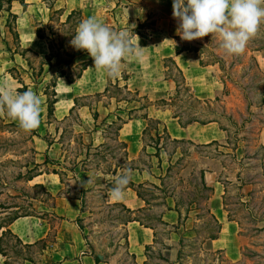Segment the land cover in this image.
<instances>
[{
  "label": "rangeland",
  "instance_id": "374dc122",
  "mask_svg": "<svg viewBox=\"0 0 264 264\" xmlns=\"http://www.w3.org/2000/svg\"><path fill=\"white\" fill-rule=\"evenodd\" d=\"M3 3V9H0V85L12 93L23 92V84L19 81L22 79L28 89H32L39 97L52 100V80L58 67L50 69L45 65L44 71L40 73L42 62H45L41 55L50 51L39 42H31L25 34L23 39L20 36L14 39L6 22L8 5L5 0ZM62 10H54L47 26L35 23L57 47H67L69 44L68 26L63 25L64 21L58 15ZM160 16L165 19L157 23ZM151 18L156 21L158 29L150 32L149 40L138 38L139 41H135L139 42L140 47L143 41L153 49L149 50L152 72L147 71V63L141 61L140 66H130L129 69H133L136 74L133 82L128 83L131 93L116 89L117 81L113 77L109 93L76 96L75 107L68 116L62 120L56 115L47 116L40 120L34 132H25L11 125L8 117L0 120V222L12 214L32 213L40 215L50 225L47 238L30 247L18 243L15 238L7 237L4 246L11 257L10 264H24L27 259H32L33 264H39L44 260V250L53 248L51 243L55 240V231L60 228H57L58 218L52 214L51 209L55 196L42 183L43 178L36 176L30 181L27 178L54 171L64 183L58 195H75L82 203L81 214L75 221L83 236L86 251L99 257L100 264H264V24L248 41L243 53L228 55L219 46L220 40L216 35L192 41L182 40L177 35L178 23L172 11L162 8L154 11ZM108 22L111 29L112 26L118 27L117 24L126 26L123 21L115 23L112 15L106 20ZM50 29L54 34L50 33ZM22 43L32 44L31 51L24 48ZM176 43L195 45L202 50L201 53L188 52L176 60L184 67L186 80L201 100L200 103L186 98L184 89L180 92L177 90V81H181V75L170 60L165 62L169 56L161 57L168 55ZM140 53L142 61L145 60L146 56ZM201 58L209 63L203 66L204 69L192 72L187 70L192 66L200 68ZM73 67L70 74L79 68L75 65ZM24 71L30 76L27 77ZM117 76L121 78V71ZM140 78L145 79L147 88H137V85H143ZM120 81L123 87L125 81ZM154 84L163 85L168 90L166 98L174 95V109L179 112L205 113L204 117L216 119L214 122L220 127L222 138L209 144L191 138L178 141L168 137L163 132L164 121L174 118L173 111L166 109L169 110L166 116L160 114L161 119L157 118L153 108L164 110L155 103L163 94L153 91ZM19 87L21 91L17 90ZM55 89L58 98L55 110L67 109L70 102L65 97L70 98L72 91H67L58 82ZM117 98L138 100L131 103L122 100L118 103ZM149 101L155 103L148 109L150 117L160 119L162 123L145 121L148 127L145 142H142L140 152L133 154L128 150V143L120 139L117 125L108 124L113 120L118 121V112L123 119H127L126 108L148 104ZM80 107L89 109L93 117L95 112L99 113L97 122L104 137L103 144L96 147L84 144L80 127L82 119L78 112ZM107 111L113 114L110 115L112 119L105 118L106 122H103ZM154 126L163 135L160 140L161 147L163 145L161 167L158 166L159 158L155 156ZM46 145L52 146L49 159L59 161L60 164L44 162ZM169 165L171 168L167 170ZM126 166L146 170L157 178L135 182L143 183L137 187L142 194V208H129L120 200L110 197L113 179ZM82 169L86 171L83 184L75 175ZM115 169L117 172L114 175ZM88 178L92 182L85 184ZM146 181L156 186L145 184ZM218 202L224 204L228 220H233L237 225L235 232H229V240L225 245H222V241L214 242L212 239L213 235L224 238L223 223L213 212ZM176 208L181 212L180 220ZM168 210L178 212L175 223L163 218ZM132 218H138L144 224L137 220L129 223L128 220ZM143 225L155 229V238L154 243L143 248L140 256V253L132 249L131 241L133 234L142 229L140 226ZM65 264H70V260Z\"/></svg>",
  "mask_w": 264,
  "mask_h": 264
},
{
  "label": "crops",
  "instance_id": "0c3cea01",
  "mask_svg": "<svg viewBox=\"0 0 264 264\" xmlns=\"http://www.w3.org/2000/svg\"><path fill=\"white\" fill-rule=\"evenodd\" d=\"M24 3L26 7H24ZM173 0H15L12 5V11L18 14V19L16 22L17 31L19 33L20 39H23V34L30 37V41L39 42L46 50L48 48L47 42L38 37L37 35V26L36 22L41 23L43 26H47L50 24V18L54 15L55 9H63L60 11L61 20L65 21L68 14L73 9L81 8L84 14V19L89 17H95L98 21L110 25V22L106 23L108 17L112 15V18L115 23L118 21H123L126 23L125 27H135L140 21H144L149 15H151L154 11L161 10L162 8L173 11L172 10ZM109 10H111L109 12ZM83 19V20H84ZM165 17L160 16L157 19V23L162 22ZM136 24L133 26V24ZM117 26H120L117 24ZM122 27V26H120ZM158 29V28H157ZM156 29V30H157ZM152 30V31H156ZM150 31V32H152ZM138 38L144 39L140 36H135L133 41L135 44L138 43L135 41ZM149 40V39H145ZM142 48H140V52L143 53L145 60L142 61L141 56L137 59H126V63L124 67L131 74V77L128 83L133 82L136 74L134 71L130 70L131 67H135L136 65L140 66V61L145 64L147 67L145 69L151 71V53L149 50H153L148 47L147 43L141 41ZM24 48L31 49V45H24ZM140 46V45H139ZM156 47V46H155ZM157 48V47H156ZM152 52V51H151ZM141 54V53H140ZM153 54V53H152ZM183 54H188V52H182L181 54H177L174 46L171 51H169L168 55H162L161 57L169 56L173 57L175 61L181 57ZM89 58L88 54H82L76 58V62L85 61ZM144 58V57H143ZM148 58V59H146ZM264 59V57H263ZM162 61V60H161ZM137 62V63H135ZM177 62V61H176ZM135 64V65H134ZM178 66L184 71V67L177 63ZM163 64L161 63V66ZM204 69L203 66L200 65V68L196 66H192L191 69L187 68V70H200ZM8 72V71H7ZM27 74V77L30 75L27 71H24ZM152 72V71H151ZM9 73V72H8ZM139 78V77H137ZM165 79V78H164ZM141 84L137 85L138 89L147 88L146 81L143 78H140ZM165 82H168L166 79ZM58 85L60 84L62 87H66L67 91H72V96L67 98V102H70V105L65 110H54V117L56 115L60 120L64 119L71 112V108L75 105V98L79 95H93L97 93H103L108 85L107 75L103 71H98L94 65L88 66L84 71L79 80L74 83H69L65 77H60L58 79ZM144 82V83H143ZM189 83V82H188ZM145 84V85H144ZM162 84V83H161ZM160 86V87H159ZM163 85L154 84L152 89L157 94L160 92L161 95L158 98H166L168 94V90L164 88ZM163 90V91H161ZM56 91V89H55ZM206 91L211 92L212 90L206 89ZM164 92V93H163ZM167 92V93H166ZM208 92V93H209ZM213 92V91H212ZM38 95V94H37ZM39 96V95H38ZM41 98V97H40ZM57 98V94L53 96V99ZM48 99H42V111L40 115V120H44L48 116ZM56 103L58 102V98L56 99ZM55 103V104H56ZM150 108V107H149ZM155 108V107H154ZM153 111L157 114V118H160L161 115L166 116L169 110H157L156 108ZM80 111V117L82 119L81 123V131L83 132V140L84 144H92L94 147L99 146L104 143V137L102 131L100 130L99 122L96 123L95 118L92 113H90L87 108H78V112ZM151 111V109H150ZM100 112V110H99ZM149 114V112H148ZM161 114V115H160ZM110 112H106L104 115V119L107 120L110 118ZM117 115L121 116V113L118 112ZM116 115V116H117ZM101 117V116H100ZM122 117V116H121ZM150 117V114H149ZM161 119V118H160ZM174 119V120H173ZM163 120V119H162ZM165 120V119H164ZM145 121L146 119L135 117L130 120L128 123L124 124L123 128L120 131V139L124 142L128 143V150L133 154H138L143 147V130L145 129ZM165 125L167 126L168 132L173 139H196L202 143H209L212 141L220 140L222 138V131L220 127L217 125V122H209L208 124H191L187 127H182L175 118H171L170 121L165 120ZM262 143L264 144V132ZM155 148V147H154ZM52 146L46 145L45 152L50 156ZM132 157V156H131ZM130 157V158H131ZM163 159V156L161 155ZM163 165V164H162ZM159 166V164H158ZM153 170V169H152ZM156 174V173H155ZM76 178L79 179L80 183L83 184L86 180V171L84 169L80 170V173H76ZM37 177L43 178L42 183L45 184L47 190L55 196L52 209V214L56 218H58V230L55 231V240L54 242H50L53 248H48L44 250V260L39 262V264H51V263H61L65 264L70 260V264H100L97 262L96 257L92 255L90 252L86 251V245L83 239L82 234L80 233L78 226L76 224L75 219L81 214L82 203L80 199L73 196L66 195H58L60 190L62 189V185L64 184L62 178L59 174L54 172L51 173H40ZM157 178L150 173L146 172V170L140 169H131V180L134 182H141L145 180H152ZM224 194V193H222ZM129 208H142L144 204L142 203V199L138 196L137 192L132 188H126L124 190V195L121 199H119ZM144 202V201H143ZM219 203V202H218ZM168 204L171 207L174 205L168 201ZM214 214L218 217L220 221L223 223V237L214 239V242L222 241V245H225L229 240V232H235L234 230L237 228L236 223L233 220H228L227 212L224 209V204L221 202L219 205L214 207ZM166 221L170 223H175L178 220V212L175 210H168L164 214ZM136 221H132L129 223H133ZM142 229L136 230L137 233H134L132 236L131 246L132 249L136 253H140L142 256V250L146 245L154 243L155 238V229L148 226H140ZM10 229L23 241L24 244H34L41 239H46L50 230V225L46 222L41 216H22L16 219L14 222L10 224ZM2 232L0 231V236ZM221 245V246H222ZM11 261V257L4 256L0 251V264H6V261ZM33 264L34 262L26 260L24 264Z\"/></svg>",
  "mask_w": 264,
  "mask_h": 264
},
{
  "label": "clouds",
  "instance_id": "9594fccd",
  "mask_svg": "<svg viewBox=\"0 0 264 264\" xmlns=\"http://www.w3.org/2000/svg\"><path fill=\"white\" fill-rule=\"evenodd\" d=\"M172 10L178 23L176 32L182 40L216 35L219 46L228 55L243 53L248 41L264 24V0H173ZM70 44L77 50H85L94 67L109 77L119 75L123 59L139 58L142 48L139 42L138 46L133 42L130 33L113 31L95 17L79 23ZM41 106V98L32 89L12 93L0 85V115L6 114L23 131L29 132L39 125ZM130 179L131 169H123L114 180L110 197L121 199ZM91 182L88 178L85 184Z\"/></svg>",
  "mask_w": 264,
  "mask_h": 264
},
{
  "label": "trees",
  "instance_id": "16d2710c",
  "mask_svg": "<svg viewBox=\"0 0 264 264\" xmlns=\"http://www.w3.org/2000/svg\"><path fill=\"white\" fill-rule=\"evenodd\" d=\"M4 0H0V9H3V6H4V3H3ZM8 7L6 9V11L8 12V17L6 19V22L7 24L9 25L10 27V30L12 32V34L14 35V39H18L19 38V33L17 31V26H16V22H17V19H18V14L14 13L12 11V5H13V2L15 0H5ZM24 7H26V4L24 3ZM52 18V17H51ZM50 18V21L52 20ZM84 19V14H83V11L82 9L80 8H76V9H73L67 16L66 20L63 22V25L64 26H68L67 27V31L68 32V40H69V44L68 46L66 47H57L56 45H54V43L51 42L50 38L48 36H46L42 30H40L39 28H37V35L38 37L42 38V39H45L47 44H48V48H49V53L48 54H44V55H41V57L43 58V60H45V62H42V66L40 68V73H42L44 71V66L45 65H48L49 68L51 69L52 67H58V70L57 72L54 74L53 76V80L52 82L53 83V86H54V92H53V95L52 96H55L57 93L55 91V86L57 85V81L60 77H65L67 79V81L69 83H74L76 82L77 80H79L83 74V71L90 65H94V61L93 59L90 57V55L85 51V50H77L75 49L71 44H70V41L72 40V38L74 37L75 35V30L77 28V26L79 25L80 22H82ZM109 27V26H108ZM112 29L113 31H116V32H121V31H127L128 33L131 34L132 36V40L134 39L135 36H140L144 39H150L151 37V33L150 31L152 30H155L156 29V21L155 20H152L151 18V15H149L144 21H140L135 27H115V26H112ZM50 33L54 34L52 29H50ZM134 42V41H133ZM8 48L9 47V44H8ZM174 48H175V51L177 54H181L182 52H199L201 53L202 50L201 49H198L195 45H181L180 43H176L174 45ZM27 50H30L31 49H27ZM82 54H88L89 55V58L81 63H77L76 62V58ZM14 55V54H13ZM12 55V56H13ZM166 60H170L176 67V69L178 70V72L180 73L181 75V81H177V90L180 92L182 89L185 90L186 92V98H189V99H192V101H197V102H201V100L195 95L194 91L192 90V87L188 84L187 80H186V77L184 75V72L183 70L178 66L177 62L175 61V59L173 57H168V59H165V62ZM126 63V59H123L121 61V64H122V67H121V78H119L118 76H115L116 77V89L118 90H127L128 93H131L132 91L130 90L129 88V85H128V81L131 77V74L127 71V69L124 67V64ZM200 65L202 66H206L208 65L209 63L208 62H205L202 58L201 60L199 61ZM28 64L30 66V68H32L31 66V63L30 61L28 60ZM73 65L76 66H79V68L77 67V70L74 74H70V71H73ZM165 67H167V64L165 63L164 64ZM67 67V69L65 68ZM9 73H11L13 75V73L8 70ZM112 78L113 77H109L107 76V79H108V85L104 91V94L106 93H109L111 91V86H112ZM167 78V77H166ZM120 80H123L125 81V84L123 85V87H121L120 85ZM20 83L23 84V89L26 91L28 89V86L27 84L24 83V81L22 79H19ZM181 85V87H180ZM181 88V89H180ZM18 91H21L22 89L19 87L17 89ZM137 94H138V91H137ZM96 95H101V93H97ZM126 101L127 103H131L132 101H137L138 99H134V98H117V102L119 103L120 101ZM77 101V98H75V103ZM172 101V102H170ZM174 95H169L168 98H161L157 101H155L156 105L159 107V108H163L164 110L166 109H170L173 111V117L175 119L178 120V123L182 126V127H187L188 125L190 124H193V123H201V124H207L209 122H214V121H217L216 119H213V118H209V117H204L205 116V113H199V112H187V113H182V111H178L176 108L174 109L175 107V104H174ZM206 102V100H205ZM47 103H48V117H53L54 116V110H55V103H56V99H52V100H47ZM151 101H149L148 104H141L139 106H134L132 108H126V110L128 111V118L127 119H123L121 116L117 115V119L118 121H115L113 120L109 125H117V130L118 131H121V129L123 128L124 124L128 123L130 120L134 119L135 117H140V118H143V119H146L148 120V122H157L158 124L159 123H162V121L160 119H153L152 117H149V114H148V109L151 105L155 104ZM75 106H73L71 108V110L74 109ZM142 110H145L144 113H142L141 111ZM140 112V113H139ZM8 116L6 114L4 115H0V120L3 121L5 120V118H7ZM94 118L96 120V123L98 121V118H99V113L98 112H95L94 113ZM209 118V119H208ZM8 119L11 120V125L18 127V123L15 122V121H12L11 118L8 117ZM103 122H106V119L103 121ZM98 126V125H97ZM154 129L156 130V133H155V139H156V142H155V145L154 147L156 148V153H155V156H157L159 158V166L161 167V149L163 147H161L160 145V140L163 138V135L160 134V130L157 126H154ZM148 130V127H145V129L143 130V141L145 142V134ZM32 132L35 131V129L31 130ZM163 132L165 134H167L168 137H170V134L168 132V129H167V126L164 124V127H163ZM165 138V137H164ZM154 141V140H153ZM159 141V142H157ZM179 141V140H178ZM215 141H212L210 143H213ZM209 143V144H210ZM126 145V144H125ZM147 145V143H146ZM263 149H264V146H263ZM46 163H52V164H60L59 161H55V160H52V159H49V155L48 153L46 154V159L45 161ZM125 168H129V169H138V167H133V166H126ZM171 168V165H169V167L167 168V170H170ZM56 172V171H54ZM116 169L115 171L113 172V174L115 175L116 174ZM38 174H34V175H30L27 179L30 181V180H33L36 176H38ZM202 178L204 179V175H202ZM115 179H113V182H114ZM145 184L147 183H150L149 181H146L144 182ZM143 183H139V184H136L135 182L131 181L129 182V184L126 186V188H132L134 189L138 196L141 197L142 194L141 192L139 191V189H137V187L139 186H142ZM151 185H154L156 186L155 184L153 183H150ZM206 188H209L206 184H204ZM125 188V189H126ZM168 209H172L171 207H169ZM176 211L179 212V220L181 219V212L179 211V209L176 208ZM29 215H34V216H40V215H36V214H32V213H26L24 215H19V214H12V215H9L8 217H4L1 222H0V231L2 232L1 236H0V251L2 252V254L4 256H8V253H6V248L4 246V241L7 237L9 238H15L16 241L20 244H23L27 247H30V246H33L34 244H24L23 241L10 229V224L12 222H14L16 219H18L19 217H22V216H29ZM134 220H137V221H140L141 224H144L143 222H141L140 219L138 218H132V219H129L128 221H134ZM148 226V225H146ZM149 227V226H148ZM218 238V235H213L212 236V239H216ZM47 245L43 248L46 249ZM9 257V256H8ZM97 259V262H100V258L99 257H96ZM31 262H33L32 259H27ZM6 264H10V262L7 260L6 261Z\"/></svg>",
  "mask_w": 264,
  "mask_h": 264
}]
</instances>
